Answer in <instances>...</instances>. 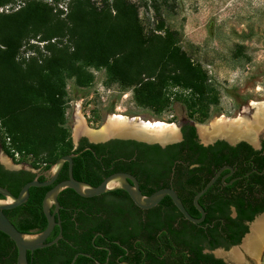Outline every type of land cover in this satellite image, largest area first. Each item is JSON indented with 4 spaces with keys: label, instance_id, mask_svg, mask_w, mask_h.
Here are the masks:
<instances>
[{
    "label": "trees",
    "instance_id": "obj_1",
    "mask_svg": "<svg viewBox=\"0 0 264 264\" xmlns=\"http://www.w3.org/2000/svg\"><path fill=\"white\" fill-rule=\"evenodd\" d=\"M63 1L53 0L55 4ZM18 2L26 4L12 13H0V149L10 154L4 138L9 132L17 142L18 150L33 157L31 165L34 168H38L41 161L45 169H51L60 157L73 149L64 128L67 122L64 108L67 80L76 78L79 84L90 83L93 75L89 69L94 68L106 71L109 86L118 85L123 91H132L136 104L155 110L159 119L163 118L165 111L172 112L174 104L183 105L189 118V122L183 125L185 141L169 147L168 155L158 146L148 147L143 155H166L173 159L190 155L189 150L195 147L193 141L197 137L195 123L204 124L212 118L213 109L220 104V92L171 35L160 44L158 61H151L148 57L156 51L157 40L139 22V12L131 4L114 0L116 14L112 15V7L98 11L86 8L80 0H69V22L66 23L60 18L61 11L56 13V8L43 0H0V8ZM68 29L73 31L75 45L71 53H52L42 64L34 61L27 67L19 62L27 41L40 35L43 41H52ZM240 147L233 148L225 142L206 149L201 146L200 150L205 152H201L200 165L193 172L202 173L206 163L208 167L231 163ZM196 173L180 185L181 188L202 190L210 178L204 179ZM32 178L33 174L27 171L12 172L0 163V186L14 194ZM40 190L32 188L31 192ZM0 199L4 197L0 195ZM176 210L169 211L167 216L169 220L184 219V233L191 241L214 237L221 227L230 237L238 234L234 244H239L248 230L242 225L241 216H230L228 206L206 210V221L210 224L216 221L207 232ZM188 211L196 218L201 216L196 209ZM5 214L10 218V211ZM13 224L23 233H31L33 229L43 231L47 227L46 221ZM58 233L57 228L55 234ZM55 246L29 253V264H60ZM15 247L14 242L0 232V264H16L18 253ZM192 258L188 264H225L212 256L200 263Z\"/></svg>",
    "mask_w": 264,
    "mask_h": 264
},
{
    "label": "flooded vegetation",
    "instance_id": "obj_2",
    "mask_svg": "<svg viewBox=\"0 0 264 264\" xmlns=\"http://www.w3.org/2000/svg\"><path fill=\"white\" fill-rule=\"evenodd\" d=\"M196 133L197 137L193 141L195 147L184 158L143 155L148 147L154 146L160 147L168 155L169 147L185 141L183 126L179 138L171 142L153 139L146 133L139 136H115L109 140H92L88 136H82L73 149L62 157L73 156V176L77 180L98 186L114 174L126 173L137 179L145 196L171 188L177 192L187 210H197L194 199L201 190L181 188L180 185L196 173L193 170L200 165L198 162L201 152H205L200 147L206 149L218 145L219 142H225L233 148L241 146L235 152L231 163L226 162L220 167L214 164L208 167L206 163L203 172L196 173L211 180L222 169H233H225L215 182L214 189L204 194L199 203L205 212L228 206L232 218L242 217V225L248 230L239 244H234L238 234L230 237L221 227L214 237L191 241L184 233V219L169 220L167 216L169 211L177 209L169 196L157 206L143 209L124 189L94 197H83L70 189L60 193L59 208L55 204L51 207L52 213L58 210L56 220L61 222V227H55L47 243L61 233L62 237L57 243L42 249L56 245L54 248L60 264H66L69 259V264H188L192 257L200 263L207 256L227 264L223 256L241 245L243 239L252 233L254 223L264 215V136L261 135L255 141L244 138L231 143L227 139L218 138L205 143L200 139L197 128ZM174 151L176 150L173 149ZM5 169L12 172L27 171L33 174L31 181L38 179L44 182L52 178L51 169H45L44 166L35 171L12 170L7 167ZM70 173L71 166L66 161L55 182L49 187L39 188L42 189L40 191L30 190L29 200L25 204L9 210V219L18 224L39 221L47 223L43 208L44 198L50 189L68 180ZM129 183L133 185L131 180ZM20 191L17 194L11 193L18 196ZM176 211L180 212L178 209ZM206 218L201 224H196L205 232L209 226L213 228L216 222L210 224ZM170 226L171 229H166ZM57 228L59 233L55 234ZM36 232L40 231L33 229L31 233ZM14 249L17 250V247ZM261 253L259 256H251L259 259Z\"/></svg>",
    "mask_w": 264,
    "mask_h": 264
},
{
    "label": "rangeland",
    "instance_id": "obj_3",
    "mask_svg": "<svg viewBox=\"0 0 264 264\" xmlns=\"http://www.w3.org/2000/svg\"><path fill=\"white\" fill-rule=\"evenodd\" d=\"M80 1L86 8H95L98 11L112 7V15L116 14L114 0ZM118 1L135 6L139 12V22L147 27L150 34L155 35L157 48L148 57L151 61H158V48L163 40L171 35L192 61L216 84L220 92V104L213 109V116L208 122L195 125L208 127L214 120L224 116L252 117L251 104L264 102V0ZM43 2L54 6L56 13L60 10V18L66 23L69 22V0L60 4H55L53 0ZM25 4L26 2H18L2 7L0 13H12ZM72 34L73 31L68 29L52 41H43L41 35L27 41L19 56V62L27 67L34 61L42 64L52 53H71L75 46ZM89 71L93 75L92 82L79 84L76 78H72L67 80L65 87L64 108L67 122L64 128L67 131V141H70L73 147L80 137L86 136L77 133L80 116L95 130L101 129L109 118L116 114L174 123L179 129L189 122L186 109L180 103L173 105L172 112L162 113L163 118L159 119L155 110L136 104L132 91H123L118 85L109 86L105 70L90 68ZM261 135L264 136V131L257 139ZM4 138L10 154L0 149V163L12 170L35 171L37 168L31 165L33 157L25 156V152L18 150L17 142L9 132L4 134ZM5 160L9 161V164ZM43 166L40 161L38 168ZM242 246L243 244L232 249L228 255L222 254L227 264H237L231 259L233 251L237 249L244 254L243 261L238 264H264V249L261 257L257 259L244 251Z\"/></svg>",
    "mask_w": 264,
    "mask_h": 264
},
{
    "label": "water",
    "instance_id": "obj_4",
    "mask_svg": "<svg viewBox=\"0 0 264 264\" xmlns=\"http://www.w3.org/2000/svg\"><path fill=\"white\" fill-rule=\"evenodd\" d=\"M195 126L198 129V125ZM114 137H109L104 140H109ZM230 142L235 143V141L234 142L230 141ZM72 157L73 156H64L60 158L51 168L52 178L49 181L42 182L38 179L30 181L26 185H24L18 196L12 194L7 188L0 186V195L4 197V199H0V232L7 235L17 247V251H18L17 264H29V253H34L36 250L49 247L57 243L59 239L62 237V233H61L56 239L47 243V240L53 233L55 227L57 225L61 227V222L56 220V214L58 210L52 213L51 207L55 204L59 208L58 197L60 193H62L66 189L74 190L77 194L83 197H94L117 189H124L130 194L134 202L143 209H149L155 207L166 196H169L173 200L177 209L181 212V214L184 216L186 220L194 224H201L202 222H204L206 218V212L205 209L199 203L200 198L209 191V189L215 184V182L217 181V179L220 177L221 173L225 169L233 170L231 167H226L221 171H219L217 175L213 177L207 183V185L196 195L194 199V203L196 205L197 210L201 214V217L196 218L189 213L182 199L179 197V195L174 189L171 188L161 189L155 192L154 194H152L151 196H145L140 190L137 179L130 174H126V173L114 174L109 178H107L106 180H104L98 186H93L87 182L77 180L73 176ZM66 161H68L71 166L70 178L66 181L57 184L55 187L50 189L44 198L43 208H44L45 216L47 218V227L43 231L36 233L21 232L13 224V222L6 216L5 211L13 210L25 204L29 200L30 190L32 188H42V187L51 186L58 178ZM129 180L133 182V185L129 183ZM245 238L243 239L242 244L244 243Z\"/></svg>",
    "mask_w": 264,
    "mask_h": 264
},
{
    "label": "bare ground",
    "instance_id": "obj_5",
    "mask_svg": "<svg viewBox=\"0 0 264 264\" xmlns=\"http://www.w3.org/2000/svg\"><path fill=\"white\" fill-rule=\"evenodd\" d=\"M250 108L253 112L252 117L241 115L236 118H228L224 116L214 120L208 127L199 125L200 138L205 142L220 137H226L233 142L244 138L255 141L258 135L264 131V102H255L251 104ZM77 133H83L92 140H104L114 136H139L146 133L153 139L171 142L179 138L180 129L174 123L143 120L139 117L130 118L116 114L112 115L107 124L99 130L90 128L80 116ZM251 231L252 233L250 232L251 234L245 238L242 248L252 256H259L264 249V215L254 223ZM243 257L242 251L237 249L233 251L231 259H234L233 261L238 264L243 261Z\"/></svg>",
    "mask_w": 264,
    "mask_h": 264
},
{
    "label": "built area",
    "instance_id": "obj_6",
    "mask_svg": "<svg viewBox=\"0 0 264 264\" xmlns=\"http://www.w3.org/2000/svg\"><path fill=\"white\" fill-rule=\"evenodd\" d=\"M80 108H82V107H80ZM77 110H78V109H77ZM77 110H76V111H77Z\"/></svg>",
    "mask_w": 264,
    "mask_h": 264
}]
</instances>
